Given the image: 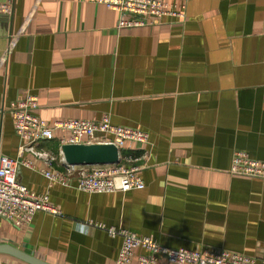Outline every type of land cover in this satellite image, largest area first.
<instances>
[{"label": "crops", "instance_id": "1", "mask_svg": "<svg viewBox=\"0 0 264 264\" xmlns=\"http://www.w3.org/2000/svg\"><path fill=\"white\" fill-rule=\"evenodd\" d=\"M7 1L0 156L31 162L18 167V182L47 193L61 214L38 212L24 227L0 217V244L48 264H115L122 238L103 225L166 248L264 262V180L230 174L238 151L264 161V0H163L185 4L186 20L133 28H120L117 12L89 0L0 3ZM26 95L38 97L36 115L48 122L109 116L146 132L149 144L135 152L145 156V188L90 194L76 182L48 181L49 167L20 151L9 110ZM67 136L36 145L61 173L59 138ZM0 264L28 263L0 254Z\"/></svg>", "mask_w": 264, "mask_h": 264}, {"label": "built area", "instance_id": "2", "mask_svg": "<svg viewBox=\"0 0 264 264\" xmlns=\"http://www.w3.org/2000/svg\"><path fill=\"white\" fill-rule=\"evenodd\" d=\"M104 5L120 16V28L155 25L164 19L184 22L186 5L163 0H89ZM10 1L0 3V14L11 13ZM39 108L38 97L26 95L10 105L15 132L21 140L20 151L30 152L42 160L49 170L43 176L52 183L76 182L77 188L90 194L127 193L145 188L140 177L143 156H137L149 144L146 132L113 125L109 116L90 120H67L48 122L36 115ZM57 133L66 134L59 138L60 145L112 144L119 150L120 163L98 166L67 167L66 172L53 170L55 157L36 150L42 141L53 140ZM135 144V150H126V144ZM147 153L144 152V155ZM23 164L33 168L29 161L12 160L0 156V217L17 227L31 224L38 212L60 215V210L50 203L49 195L31 192L17 180V169ZM230 174L246 178L264 180V161L251 158L247 153L234 154ZM105 228L111 237L120 236L122 246L115 264H264L246 256L227 251L194 252L188 249H171L161 246L150 237L140 236L129 230Z\"/></svg>", "mask_w": 264, "mask_h": 264}, {"label": "water", "instance_id": "3", "mask_svg": "<svg viewBox=\"0 0 264 264\" xmlns=\"http://www.w3.org/2000/svg\"><path fill=\"white\" fill-rule=\"evenodd\" d=\"M67 167L119 164V150L112 144L65 145L61 149ZM0 254H7L28 264H48L9 244H0Z\"/></svg>", "mask_w": 264, "mask_h": 264}, {"label": "clouds", "instance_id": "4", "mask_svg": "<svg viewBox=\"0 0 264 264\" xmlns=\"http://www.w3.org/2000/svg\"><path fill=\"white\" fill-rule=\"evenodd\" d=\"M82 234H87L86 229L83 226H80L78 229Z\"/></svg>", "mask_w": 264, "mask_h": 264}]
</instances>
